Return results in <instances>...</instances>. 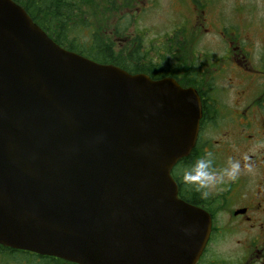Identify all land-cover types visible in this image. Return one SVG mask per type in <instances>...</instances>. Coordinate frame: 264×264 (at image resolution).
Here are the masks:
<instances>
[{
	"label": "water",
	"instance_id": "1",
	"mask_svg": "<svg viewBox=\"0 0 264 264\" xmlns=\"http://www.w3.org/2000/svg\"><path fill=\"white\" fill-rule=\"evenodd\" d=\"M201 114L192 88L65 50L0 0V245L73 264H195L210 220L171 171Z\"/></svg>",
	"mask_w": 264,
	"mask_h": 264
},
{
	"label": "flooded vegetation",
	"instance_id": "2",
	"mask_svg": "<svg viewBox=\"0 0 264 264\" xmlns=\"http://www.w3.org/2000/svg\"><path fill=\"white\" fill-rule=\"evenodd\" d=\"M190 5L193 23L200 26L196 15L200 10L194 0ZM228 30L220 32L225 54L208 56L188 71L172 70L176 79L169 78L184 89L192 88L200 100L202 114L190 164L210 158L220 170L231 157L241 161V174L235 181L217 184L203 198L183 182L184 168L174 182L178 198L210 220L208 239L195 264H264V148L248 152L250 146L264 142V43L256 50L250 39L239 37L237 28ZM139 42L133 37L128 45ZM245 156L251 172L243 169ZM37 257L41 256L0 246V264H42L44 257ZM31 258L38 262H29Z\"/></svg>",
	"mask_w": 264,
	"mask_h": 264
},
{
	"label": "rangeland",
	"instance_id": "3",
	"mask_svg": "<svg viewBox=\"0 0 264 264\" xmlns=\"http://www.w3.org/2000/svg\"><path fill=\"white\" fill-rule=\"evenodd\" d=\"M194 2L200 10L196 13L200 26L193 23L190 0H132L127 7L114 1V6L107 7L110 12H103V17H97L94 24L103 29L102 35L113 43L116 53L129 46L130 38L135 37L141 43L140 52L149 63L172 70H177L175 56L178 54L170 55L168 47L174 44L179 45L175 47L179 54L189 56L193 66L205 62L208 56L218 58L225 54L227 47L222 41V29L237 28L239 37L250 39L256 50L264 43V0ZM262 148L264 142H258L250 146L248 152ZM40 262L45 264V261Z\"/></svg>",
	"mask_w": 264,
	"mask_h": 264
},
{
	"label": "trees",
	"instance_id": "4",
	"mask_svg": "<svg viewBox=\"0 0 264 264\" xmlns=\"http://www.w3.org/2000/svg\"><path fill=\"white\" fill-rule=\"evenodd\" d=\"M28 14L54 43L61 48L86 57L96 63L113 65L130 74H146L157 80L164 77L174 79L176 72L162 68L160 64L149 63L141 51V43L132 44L115 52L113 43L105 38L101 27L96 28L94 20L102 18L110 5L117 1L119 6L127 7L132 0H12ZM109 2V3H108ZM109 5V6H108ZM111 8V7H110ZM101 11V12H100ZM108 13L110 11H107ZM123 26V24H121ZM184 29V28H183ZM119 31V30H117ZM186 45V42L184 41ZM174 44L168 47L170 55L175 56L177 69L188 71L193 68V61L178 53ZM180 52H183L180 50ZM168 67V66H167ZM191 155L183 158L172 169L171 175L176 181L181 168L190 166ZM7 250V249H5ZM10 252V251H8ZM8 255V254H6ZM41 260V257H37ZM52 264H63L61 260L44 257Z\"/></svg>",
	"mask_w": 264,
	"mask_h": 264
},
{
	"label": "clouds",
	"instance_id": "5",
	"mask_svg": "<svg viewBox=\"0 0 264 264\" xmlns=\"http://www.w3.org/2000/svg\"><path fill=\"white\" fill-rule=\"evenodd\" d=\"M208 157L211 153L207 154ZM245 163L243 169L252 171V164L248 163V157L244 158ZM242 171L240 160H233L229 157V166L224 169L217 170L212 166L210 158H197L190 166L184 167L182 171L183 182L190 186L195 191L201 194V197L208 195V190L215 187L217 184L227 181H235L238 179ZM186 231V230H185Z\"/></svg>",
	"mask_w": 264,
	"mask_h": 264
}]
</instances>
